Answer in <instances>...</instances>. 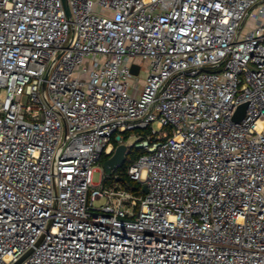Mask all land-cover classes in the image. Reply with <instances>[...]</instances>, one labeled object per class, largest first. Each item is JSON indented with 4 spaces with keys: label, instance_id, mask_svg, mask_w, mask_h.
<instances>
[{
    "label": "built area",
    "instance_id": "2783aa9c",
    "mask_svg": "<svg viewBox=\"0 0 264 264\" xmlns=\"http://www.w3.org/2000/svg\"><path fill=\"white\" fill-rule=\"evenodd\" d=\"M67 5L0 0V264H264V0Z\"/></svg>",
    "mask_w": 264,
    "mask_h": 264
},
{
    "label": "trees",
    "instance_id": "16d2710c",
    "mask_svg": "<svg viewBox=\"0 0 264 264\" xmlns=\"http://www.w3.org/2000/svg\"><path fill=\"white\" fill-rule=\"evenodd\" d=\"M149 129H146L144 131H138V134H141L142 138H144L146 136V134L148 133ZM131 132H127L125 135V141L130 137ZM116 146H118V144H116ZM144 149L142 148H138L135 145L129 146L128 147V153H127V157L125 162L122 164V166L120 168H118L114 174H118V176L123 177L124 181L123 186L126 188L131 189L132 191H134L136 193V195H141L143 194L142 190H143V186L140 185L137 181L132 180L131 178H129L128 176V168L130 166L131 163H133L134 161H136L140 155H142L144 153ZM111 155H103L100 162L103 163L105 160H107ZM114 174H112L110 177H115Z\"/></svg>",
    "mask_w": 264,
    "mask_h": 264
},
{
    "label": "water",
    "instance_id": "95a60500",
    "mask_svg": "<svg viewBox=\"0 0 264 264\" xmlns=\"http://www.w3.org/2000/svg\"><path fill=\"white\" fill-rule=\"evenodd\" d=\"M63 2L65 3V7L67 10V13L70 15V10L69 7L67 5V0H63ZM138 66H133L132 71L134 73H138ZM246 105H243L240 107L241 111L245 110ZM128 145L125 143L119 144L116 148L115 151L113 152V154L103 162V167L106 171V173L111 174L114 170H117L118 168H120L122 166V164L125 162L126 157H127V153H128ZM119 181H124L123 177H119L118 178ZM143 191L147 192L148 188L147 186H143ZM32 250L28 251L25 255H23L18 261H16L13 264H20L30 253Z\"/></svg>",
    "mask_w": 264,
    "mask_h": 264
},
{
    "label": "rangeland",
    "instance_id": "374dc122",
    "mask_svg": "<svg viewBox=\"0 0 264 264\" xmlns=\"http://www.w3.org/2000/svg\"><path fill=\"white\" fill-rule=\"evenodd\" d=\"M142 65H143V69H144L145 71L148 70V64H147L146 61H143V62H142ZM145 71L142 72V78H145V75H146ZM154 126L157 127V124H155ZM147 134H151V130H150V129H149V131H148ZM131 139H132L133 141H135V138H134V137H132ZM95 168H96V169H95V171L93 172V181H94L95 183H99L100 180H101L102 171H103V172H106V171H105V169H104V167H103V163H101V162H99V163L96 165ZM104 184H105L106 186H112V185H114V184H117L119 187H124V186H123V183H122L121 181L117 180L116 177H112V178L110 177L107 181L104 182ZM105 203H106V199H105V198H101V199L96 200V202H95V206H96V207H100V206L104 205ZM133 210H135V208H133Z\"/></svg>",
    "mask_w": 264,
    "mask_h": 264
}]
</instances>
